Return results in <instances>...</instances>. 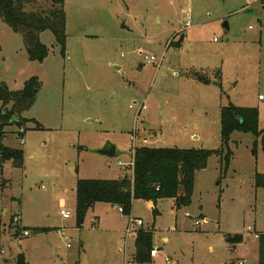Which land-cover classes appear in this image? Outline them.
Returning <instances> with one entry per match:
<instances>
[{"label": "rangeland", "instance_id": "rangeland-1", "mask_svg": "<svg viewBox=\"0 0 264 264\" xmlns=\"http://www.w3.org/2000/svg\"><path fill=\"white\" fill-rule=\"evenodd\" d=\"M64 8L65 47L41 32L42 62L29 59L22 35L0 18V81L11 90L39 81L22 134L12 124L3 139L23 150L24 163L2 170L9 183L0 189V264H18L19 254L27 264H138L118 206L96 202L77 225V179L127 174L134 130L145 146L218 150L220 110L231 103L257 109L260 133L232 132L228 148L195 172L188 206L162 200L151 264H231L240 255L255 264L252 233L264 232V187L255 186L264 174V0H64ZM133 101L146 108L136 114ZM110 146L114 156L100 153ZM134 207L151 225L145 202ZM227 233L243 236L237 250Z\"/></svg>", "mask_w": 264, "mask_h": 264}, {"label": "trees", "instance_id": "trees-1", "mask_svg": "<svg viewBox=\"0 0 264 264\" xmlns=\"http://www.w3.org/2000/svg\"><path fill=\"white\" fill-rule=\"evenodd\" d=\"M0 0V18L14 32L22 35L26 53L30 60L42 62L48 48L39 39L43 31H50L62 50L66 42V13L64 0ZM44 7H43V6ZM32 7V8H30ZM27 8H30L29 10ZM180 39L172 45L178 46ZM192 77L202 83L209 80L196 73ZM39 81L31 77L19 90L9 89L0 81V189L8 185L2 177L6 162L15 168H22L24 152L3 143L7 126L17 124L19 129L27 118L22 114L33 104ZM36 127H39L37 125ZM234 131L259 134L258 111L253 107H239L228 104L220 110L221 147L218 150L203 148L150 147L141 145L133 154L132 175L125 174L117 179H77L75 193V214L77 225L81 227L86 212L96 202L121 206L123 214L128 215L133 200H144L152 204V214H158L156 203L171 199L175 210L186 207L191 202L195 172L206 167L209 157L222 154L228 148L230 135ZM19 133L22 134L21 129ZM227 150L225 159L228 160ZM255 186L264 187V174L257 173ZM22 229H25L22 228ZM45 228H33L34 233ZM225 241L234 246L242 241L241 234H225ZM257 264H264V232L258 233ZM153 249L151 228H138L134 233L132 261L138 264H151L150 251ZM18 264H27L22 254L17 257Z\"/></svg>", "mask_w": 264, "mask_h": 264}, {"label": "built area", "instance_id": "built-area-1", "mask_svg": "<svg viewBox=\"0 0 264 264\" xmlns=\"http://www.w3.org/2000/svg\"><path fill=\"white\" fill-rule=\"evenodd\" d=\"M188 22H186V26H188ZM141 53V52H140ZM144 61L146 64H155V65H159L160 61H157L155 56L151 55V56H147L145 55L144 56ZM259 99H262V95H259L258 96ZM136 106V114H139L140 111L144 110L146 108V106L144 105V103H137V102H133L132 104L129 105L130 108H133ZM138 130H134L129 139L130 141L132 142L131 144V150H132V154H134V151H135V148L138 147L136 146V142L139 141L138 139ZM141 143V145H146L147 144V139L143 138L139 141ZM130 166L133 168V162L130 164ZM118 213H120L121 215H124L123 214V209L121 206H118ZM60 214L64 217V218H69L70 217V212L67 211V210H64V209H61L60 210ZM186 216H190L189 213H185ZM13 221H14V224H18L19 222V219L17 216H14L13 217ZM194 223L195 224H200V220L199 219H195L194 220ZM143 225V221L142 219L140 218H134V217H131L129 216L127 218V225H126V228H125V233L126 235H129L131 233H135L136 230L138 229V227L140 228V226ZM247 231L249 233H252V229L250 227H247ZM254 237L258 238V233L256 232H253L252 233ZM22 235L24 236H27L29 235V231L27 229H22ZM3 249L0 248V257H1V254L3 253ZM157 253V248H153L151 251H150V255L151 256H154L155 254ZM235 264H244V261L243 260H239L238 262H236Z\"/></svg>", "mask_w": 264, "mask_h": 264}, {"label": "crops", "instance_id": "crops-1", "mask_svg": "<svg viewBox=\"0 0 264 264\" xmlns=\"http://www.w3.org/2000/svg\"><path fill=\"white\" fill-rule=\"evenodd\" d=\"M262 1V0H261ZM182 37H183V35H180V37H179V39H180V42H181V40H182ZM167 45V44H166ZM167 46H169V45H167ZM178 46H180V43H179V45ZM177 46V47H178ZM141 51L139 50V53H140ZM159 65H160V63H159ZM133 102H135V101H133ZM132 102V103H133ZM131 161V160H130ZM127 171V175H132V167H129V169H127L126 170ZM124 175V174H123ZM123 175H121V176H123ZM120 176V177H121ZM171 202V208L173 209L174 208V206H173V202H172V200L171 199H169ZM136 201H139V202H145V204L147 205V207H148V210L149 211H151V214H152V204L150 203V202H147V201H144V200H133L132 201V206H131V210H130V213L128 214V216H131V217H134V218H140L141 219V217L135 212V207H134V203L136 202ZM160 203H162V200H159V201H157V203H156V209H157V211H158V214L156 215V217H154L153 216V214H152V217H153V222L151 223V225H148V223L147 222H144V220L142 219V221H143V225L142 226H140V227H142V228H151V230L153 231V235H154V231H155V221H156V218L161 214V210L158 208V206L160 205ZM113 206H116V205H113ZM175 209V208H174ZM0 210H2V213H4V212H6L7 211V209L6 208H2V207H0ZM16 216V215H15ZM13 224V223H12ZM127 225V224H126ZM126 228V227H125ZM139 228V227H138ZM124 232H125V229H124ZM254 232H257V233H260V231H255L254 230ZM126 236V235H125ZM255 240H254V242H252V244H251V257H252V261L253 262H255V264H257V259H258V254H257V248H258V242H257V239L256 238H254ZM162 240L163 241H167L168 240V237H166V236H163V238H162ZM242 241H243V236H242ZM241 241V242H242ZM240 242V243H241ZM237 244H239V243H237ZM237 244H235L234 246H233V249L234 250H237L238 249V245ZM229 245V244H228ZM230 247V249H232V247H231V245H229ZM133 247H134V239H133ZM153 248H156V247H153ZM133 251H134V249H133ZM133 253V252H132ZM132 253H131V255H132ZM157 253H158V251H157ZM157 253L154 255V256H151V259L152 258H154V257H156L157 256ZM244 254H246V252H244ZM241 261V260H243L244 261V264L245 263H248V259L246 258V255H240L235 261H233L231 264H235L236 262H238V261Z\"/></svg>", "mask_w": 264, "mask_h": 264}, {"label": "water", "instance_id": "water-1", "mask_svg": "<svg viewBox=\"0 0 264 264\" xmlns=\"http://www.w3.org/2000/svg\"><path fill=\"white\" fill-rule=\"evenodd\" d=\"M100 153L101 154H105L107 156H114V154H115V148H114V146H110L107 149L101 150Z\"/></svg>", "mask_w": 264, "mask_h": 264}]
</instances>
